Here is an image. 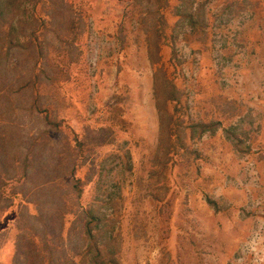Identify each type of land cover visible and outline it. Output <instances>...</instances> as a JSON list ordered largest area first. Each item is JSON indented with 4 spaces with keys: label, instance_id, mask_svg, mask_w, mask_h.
Returning <instances> with one entry per match:
<instances>
[{
    "label": "rangeland",
    "instance_id": "1",
    "mask_svg": "<svg viewBox=\"0 0 264 264\" xmlns=\"http://www.w3.org/2000/svg\"><path fill=\"white\" fill-rule=\"evenodd\" d=\"M60 1L73 14L72 32L50 24L43 30L42 18L51 16L56 0L24 2L26 13L18 16L36 19L37 31L29 37L20 31L17 40L23 47L33 41L34 57L40 40L52 45L42 46L47 60L35 66L44 83L39 101L55 109L67 133L85 138L95 128L108 130L104 139L85 138L89 162L77 176L85 183L82 203L100 207L113 220L120 263L264 264V0H194L193 8L204 5L207 24L194 31L175 27L171 9L158 13L163 0ZM145 7L152 11L148 22ZM158 33L162 57L153 65L147 50ZM22 50L17 48L15 58L19 75L33 62ZM12 65L10 76L18 80ZM160 67L183 92L187 122L228 127L250 114L252 126L246 119L241 124L252 130L249 140L241 138L251 152H236L219 129L192 142L196 160L176 155L154 173L159 128L153 77ZM16 89L6 84L10 92L0 105L19 100L12 94ZM40 126L35 117L23 116L26 131ZM101 141L111 144L94 146ZM108 193L110 204L99 203ZM14 202L0 219V264H13L19 253L16 216L24 203Z\"/></svg>",
    "mask_w": 264,
    "mask_h": 264
},
{
    "label": "trees",
    "instance_id": "2",
    "mask_svg": "<svg viewBox=\"0 0 264 264\" xmlns=\"http://www.w3.org/2000/svg\"><path fill=\"white\" fill-rule=\"evenodd\" d=\"M38 1L40 0H0V99L10 92L5 91V85L9 83L17 88L12 90V94H19V100L13 98L0 105V219L5 217L2 212L14 205V198L24 203L16 216L19 253L15 255L13 264H121L120 243L119 238L114 235L113 220L100 207L92 208L82 203L85 183L77 176V170L84 168L86 162H89L85 160L88 155L84 152L87 144L85 138H90L91 141L104 139L103 133L108 130L103 127L95 128L93 132L88 131V135L93 136L96 132V136L85 138H80L77 133L72 136L73 131L69 129L67 133L66 127L63 128V124L55 116V109L39 101L43 95L40 89L44 83L35 66L40 65L41 59L47 60L48 52L42 46H48L49 49L52 45L43 44L39 39L40 44L34 57L33 41L27 39V46L23 47L17 40L20 31L28 37L37 31L36 19L19 17L18 13H26V9L21 10L24 2H32L35 6ZM56 1V4L53 2L54 12L51 16L48 19L47 16L42 18L43 30L50 24L71 31L73 14H69L70 9L66 4ZM167 1L163 0L162 6L157 7V12L171 9L170 16L175 19V27L185 24L184 27L187 26L189 31L207 27L203 4L199 8H193L194 0H178L173 6L168 5ZM148 14H152V11L145 7V20ZM26 26L31 27L28 33L23 30ZM43 30L39 33V38L43 35ZM145 31L149 32L147 29ZM159 32L163 34L164 26ZM160 36L158 33V39L149 44L147 50L153 65L158 64L162 57ZM17 48L23 49V57L28 56L31 61L33 59L26 67V74L21 72L19 75L18 61H15L18 56ZM12 63L18 70V80L10 76L14 69ZM183 97L174 78H170L164 68L157 69L153 77V99L158 116L159 139L152 163L159 167L153 169L154 173L159 168L166 169L171 161H175L176 155L196 160L198 151L192 144L196 139L207 133L214 134L219 129L224 132L225 138L231 142L236 152H251L252 145L245 144V141L249 140L252 130L241 126L245 119L252 126L250 114L228 127L221 122H187ZM25 115L35 117L42 126L34 132L26 131L22 127ZM110 144L101 141L94 146L106 148ZM93 160L94 158L91 159V168L95 170L98 164H94ZM110 197L111 194L108 193L103 200L98 198V202L104 201L103 204L109 205ZM26 203L33 206L34 213L28 210ZM207 203L216 206L215 211L218 210L217 203L211 198H207ZM68 216H74V219L69 222Z\"/></svg>",
    "mask_w": 264,
    "mask_h": 264
}]
</instances>
